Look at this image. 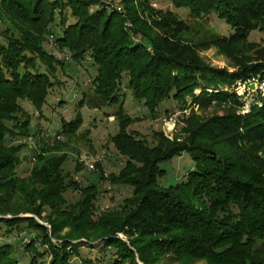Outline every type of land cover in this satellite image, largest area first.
<instances>
[{"label": "trees", "instance_id": "obj_1", "mask_svg": "<svg viewBox=\"0 0 264 264\" xmlns=\"http://www.w3.org/2000/svg\"><path fill=\"white\" fill-rule=\"evenodd\" d=\"M154 1L118 0L121 13L101 0H0V227L8 236L22 225L35 231L23 246L33 253L28 264H75L73 257L80 264H264V92L245 111L246 100L235 91L238 84L264 83V43L248 39L254 30L264 32V0H169L194 19L213 13L232 29L194 39L185 37L191 27L184 19L154 8ZM48 35L58 51L76 62L88 56L94 67L90 90L57 135L76 133L83 106L116 108L118 129L110 141L124 164L108 180L129 186L131 194L115 209L96 212L97 184L80 186L64 172V141L34 153L28 174H17L24 144L7 139L30 135L32 117L22 101L41 111L58 84V68H65L45 49ZM209 48L232 70L207 63L200 51ZM124 75L151 118L168 99L189 109L180 134L169 139L154 130L149 144L129 130L138 118L123 107ZM194 106L221 112L204 117ZM183 152L194 167L184 180L158 186L160 163ZM68 189L78 191L76 201H67ZM93 242L103 249L95 262L80 256L82 245ZM13 250L0 243V264H20ZM44 254L48 260L37 263Z\"/></svg>", "mask_w": 264, "mask_h": 264}, {"label": "rangeland", "instance_id": "obj_2", "mask_svg": "<svg viewBox=\"0 0 264 264\" xmlns=\"http://www.w3.org/2000/svg\"><path fill=\"white\" fill-rule=\"evenodd\" d=\"M103 1V0H101ZM107 4L115 7L118 12H124L118 0H109ZM106 3V2H105ZM120 7V9L117 8ZM154 8L163 10H171L180 18L184 19L191 27L189 33L185 34L187 39H194L202 35L205 31L215 32L222 35H228L232 29L223 20L219 19L215 14L211 13L202 18L194 19L188 14L187 9L175 8L169 0H155L152 3ZM92 8V7H91ZM68 20H71L68 17ZM130 23L126 22L125 26L129 28ZM57 27V26H56ZM138 41L139 37L134 36ZM248 39L250 41L264 43V32L254 30L250 32ZM44 47L52 52L60 60L65 61V68H58L56 81L52 92L46 97V101L41 111H36L29 101H22L23 107L31 114L30 135L28 137H13L7 139V142L14 144L23 143L22 149L19 151L21 159L20 165L17 167L19 176H26L31 168L32 155L38 153L44 148L51 146L58 139L64 141L66 146L63 150L67 151L68 156L63 163L64 172L73 177L80 186L87 184H97L99 193L97 195L95 205L96 212L101 210H111L117 208L122 200L131 194V188L126 185L111 184L108 180L109 173H116L124 164V158L113 147L110 137L117 131V121L114 118L113 111L115 107L106 106L101 109H91L83 106L80 112L83 116V123L73 135L66 137L64 134L57 135L60 130V122L62 119L70 120L75 116L78 106L76 103L81 98L83 92L90 90V80L94 74V67L86 56L81 62L71 59V55L67 50L58 51L55 47L52 36L46 38ZM202 58L212 66L226 67L232 70L227 59L220 55L215 48L200 51ZM127 76H123V107L127 114L136 119L130 126L129 130L138 132L142 137L146 138L149 144L154 141L151 133L154 130H161L163 134L173 139L174 134H180V118L182 112L185 115L188 110L181 111L177 103L168 99L163 101L157 108V115L151 118L147 109L139 101L132 98L131 91L126 87ZM253 83L254 87L250 89L249 84ZM245 84H238L235 91L239 95H243L246 100L244 110L248 109L249 103L256 96L257 91L264 92V83L256 80ZM193 110L201 116H207L218 111L216 106L208 107L205 110ZM88 130V133H86ZM77 163L80 168L76 169ZM93 164V168H88L89 164ZM96 163L99 168L95 167ZM160 167L164 170L163 175L158 178L157 184L160 187L174 185L184 180L186 173L194 167V162L187 152H183L179 156H175L170 160L162 161ZM103 178H100V176ZM67 201L73 202L78 199V191L68 189L65 193ZM31 215V214H20ZM10 217V215H7ZM2 225V224H1ZM20 232L13 229L8 235H3L5 227H0V243H11L14 250L13 255L17 257L20 264H28L33 254L31 251L24 250L23 246L28 243L35 231L30 230L22 225ZM46 226H48L46 224ZM122 237L121 234H119ZM54 241V240H53ZM97 242L82 245L80 256L95 260L102 258L103 249ZM35 247L40 252H44V247L40 243H36ZM41 260H48L46 254L42 258H37V263ZM73 263L80 264L78 257H73ZM160 264H180L178 260L166 259ZM187 264H206L204 260H198Z\"/></svg>", "mask_w": 264, "mask_h": 264}, {"label": "built area", "instance_id": "obj_3", "mask_svg": "<svg viewBox=\"0 0 264 264\" xmlns=\"http://www.w3.org/2000/svg\"><path fill=\"white\" fill-rule=\"evenodd\" d=\"M108 1H109V0H103V2L110 3V2H108ZM117 8L120 9L119 6H117ZM88 168L92 169V168H93V164L90 163L89 166H88Z\"/></svg>", "mask_w": 264, "mask_h": 264}, {"label": "water", "instance_id": "obj_4", "mask_svg": "<svg viewBox=\"0 0 264 264\" xmlns=\"http://www.w3.org/2000/svg\"><path fill=\"white\" fill-rule=\"evenodd\" d=\"M248 87H249L250 89H252V88L254 87V84L251 83V84L248 85Z\"/></svg>", "mask_w": 264, "mask_h": 264}]
</instances>
